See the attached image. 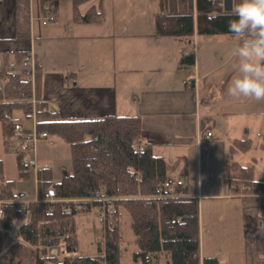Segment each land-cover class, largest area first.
<instances>
[{
	"label": "trees",
	"instance_id": "1",
	"mask_svg": "<svg viewBox=\"0 0 264 264\" xmlns=\"http://www.w3.org/2000/svg\"><path fill=\"white\" fill-rule=\"evenodd\" d=\"M57 0H40L49 5ZM77 20L94 23L100 20V6H91L84 15L79 7L92 0H71ZM155 15L157 34L188 39L197 30L199 35L226 34L234 17L219 0H158ZM239 3V0H236ZM233 3V0H232ZM18 40L30 38V0H17ZM14 62L8 54L2 57L0 73L6 80L0 87V124L2 142L13 140L11 125L20 121L15 113L32 120L33 99L39 87L38 70L35 94L29 79L22 78V58L28 52H15ZM183 65H193L192 54L182 57ZM37 99L35 118L39 132L60 138L71 149L72 169L63 168L55 181L51 167L37 170L38 200H29L28 219L23 220L15 181L4 175L0 157V202L3 210L0 227V264H120L122 219L128 216L137 250L132 257L141 264H159L167 255L166 264H219L215 257H201L200 206L196 197L184 195L161 197L159 190L172 176L175 165L141 143L142 121L138 116L105 115L98 119H66L58 112L43 113L44 101ZM39 99V100H38ZM144 149L136 152V145ZM251 140L234 139L230 157L226 159V174L237 194H264V181L255 172V165L243 166L234 155L247 152ZM20 177L27 179L30 168L17 154ZM53 199H44L46 191ZM101 191V195L96 193ZM101 198H107L102 202ZM79 199L81 209L65 212L67 200ZM99 208L104 212V250L98 256H77L78 232L76 217ZM105 208V209H104ZM264 217V203L261 204ZM15 235H11L12 232ZM58 248L60 258L51 254Z\"/></svg>",
	"mask_w": 264,
	"mask_h": 264
},
{
	"label": "crops",
	"instance_id": "2",
	"mask_svg": "<svg viewBox=\"0 0 264 264\" xmlns=\"http://www.w3.org/2000/svg\"><path fill=\"white\" fill-rule=\"evenodd\" d=\"M62 1L65 0L49 5V13L55 20L44 25L42 17L49 15L45 6L38 2L36 7L34 0H30V38L18 40L17 0H0V66L5 54L12 63L15 52L34 53L39 73L37 97V77L32 85L34 98L57 105L56 112L61 119L138 116L142 121L141 143L150 145L156 155L176 166L193 148L199 149L202 142L213 141L214 135L210 141L204 139L212 131V125L220 130L226 128L231 145L234 139H241L231 135L232 129L240 128L247 135L252 126L244 117L263 111V105L261 109L252 108L256 101L235 100L227 94L228 84L235 75L231 68L232 51L239 42L233 35L203 36L197 30L188 39L159 35L155 23L158 0L155 12L113 10L107 20L101 0L100 20L94 23L77 20L71 0L69 7L65 5L62 10ZM219 1L224 8H232V0ZM85 4L79 7V15L97 6L91 4L86 10L81 9ZM183 51L194 56L193 65L181 63ZM5 80L6 76L3 82L0 80L1 88ZM237 116L243 118L239 124L234 119ZM21 121L17 122L25 128L32 125ZM197 155L201 168L203 156L200 152ZM257 176L264 181L262 172ZM188 186L191 188L186 194L196 197L200 206L202 259L215 257L219 264H264V217L261 215L264 194L259 197L236 193L234 197L227 193L230 188L224 182L213 185L212 195H204V187H199V193H192L196 189ZM25 195L28 201L35 200ZM204 200H222L219 205L222 211L228 210L231 219L242 222L243 253L236 261L228 259L227 254L222 257L206 252L202 235L205 231L210 233L212 226L204 223L208 211ZM161 256L164 260L159 264L167 263V255Z\"/></svg>",
	"mask_w": 264,
	"mask_h": 264
},
{
	"label": "rangeland",
	"instance_id": "3",
	"mask_svg": "<svg viewBox=\"0 0 264 264\" xmlns=\"http://www.w3.org/2000/svg\"><path fill=\"white\" fill-rule=\"evenodd\" d=\"M101 0H92L81 7L86 10L91 4L100 5ZM36 7L40 0H34ZM220 2V1H219ZM104 19H110L113 10H130L136 12L158 10L157 0H102ZM62 10H65V5H70L69 0L61 2ZM232 8H225V10H231ZM50 16L43 15V19H47ZM263 105V111L261 113H255L250 118H245L250 121L251 128H249L247 135L240 128H233L231 131L232 136H238L241 139L249 138L251 140V148L244 153H238L234 155L233 160L239 162L243 166L255 165L256 175L258 172H262L264 176V102H256L252 105V108L261 109ZM15 116L21 118V122L24 125H31L32 122L23 117L21 111H17ZM236 121L238 124L243 119L241 116H237ZM238 126V125H237ZM236 126V127H237ZM212 135L214 139L212 142H202L199 149L193 148L189 156L182 159L179 164L175 166L172 173L173 178L181 177L186 185H192L194 190L199 193V187L205 188L203 190L204 195H212V187L214 184L224 182L230 189L227 190L228 194L236 197V193L228 183V177L226 174L225 160L230 157V143L226 138V128L220 130L215 126H211ZM233 137V138H234ZM54 141V145H49L47 142L42 141L38 144V164L40 167L45 165L52 168L54 180H60L62 176L63 168L68 170L72 169L71 149L70 146L64 143L60 138L51 136ZM0 142H2V125L0 124ZM18 140L13 137V140L5 146L0 144V157L3 160L4 175L7 179L15 181V191L17 194H27L29 199L38 198L37 189V169L30 168V174L27 179H23L19 174L17 151ZM6 147V148H5ZM9 148V149H7ZM9 150V151H8ZM7 151V152H6ZM200 152L203 156V162L201 168L198 166V155ZM185 173V175H182ZM222 177V179L220 178ZM170 177V178H172ZM258 177V176H257ZM211 191V192H208ZM20 192V193H18ZM37 193V194H36ZM24 194V195H25ZM27 200L26 195L23 197ZM34 200V199H33ZM222 200H204V206L208 207V211L204 216V223H210V233H207V225L204 226L205 233L204 243L206 246V252H212V254H220L222 257L227 254L228 259L240 258V254L243 253V238L242 235V222L240 220L234 221L228 214V210L224 212L221 209ZM221 216V217H220ZM76 225L78 232V249L77 256H98L104 250V236L103 224L100 219L99 208H94L90 213L79 214L76 217ZM2 226V216L0 215V227ZM11 235H15L13 231ZM121 260L120 264H137L133 260L132 254L137 250L135 243V236L130 228V219L128 216L123 217L121 227ZM209 253V254H210ZM55 257L60 258V252ZM161 261L164 259L162 256L159 258ZM221 259V261H223ZM161 264H166V261Z\"/></svg>",
	"mask_w": 264,
	"mask_h": 264
},
{
	"label": "clouds",
	"instance_id": "4",
	"mask_svg": "<svg viewBox=\"0 0 264 264\" xmlns=\"http://www.w3.org/2000/svg\"><path fill=\"white\" fill-rule=\"evenodd\" d=\"M228 31L239 42L232 51L235 75L227 94L235 100L264 102V0H233Z\"/></svg>",
	"mask_w": 264,
	"mask_h": 264
},
{
	"label": "built area",
	"instance_id": "5",
	"mask_svg": "<svg viewBox=\"0 0 264 264\" xmlns=\"http://www.w3.org/2000/svg\"><path fill=\"white\" fill-rule=\"evenodd\" d=\"M46 13H48L50 16L47 19H43V24L47 25L50 22H54L55 17L54 15H51L49 13L51 11L50 7H45L44 8ZM191 53L189 51H183L182 56H188ZM21 66H22V77L25 79H29L32 83V85L35 84L36 82V77H37V69H38V64L36 57L34 53L29 52L26 54L21 61ZM1 67V66H0ZM1 82H3L5 75H1ZM33 103V110H34V115L32 119V125L29 128H25L21 123L19 122H13L11 125V129L13 132V137L18 140V148L17 151L19 154H21L24 158V165H27L29 168H35L39 169L40 166L38 164V144L42 141L47 142L50 146L54 145V141L52 140L51 136L47 132H39L36 127V118H35V111H36V104L37 101L35 98L32 101ZM58 110L57 105L55 104H49L47 102H44V104L40 107V111L43 113H53ZM212 133L207 132L205 134V140L210 141L212 139ZM144 149V145L142 144H137L136 145V152H140ZM44 167H48L45 165ZM191 188L186 183L184 182L183 179H177V178H168L164 184L161 186L159 190V195L161 197H168V196H176V195H184L185 191ZM97 195H101V191L96 193ZM259 197H262V194H258ZM39 198H35V200H38ZM45 200L50 201L53 199L52 194L50 193L49 189L45 193ZM102 202H105L107 198H101ZM67 207L65 209V212H70L72 207H74L77 210L81 209V205H79L80 200L79 199H69L67 200ZM2 202H0V215L3 213L2 207H1ZM28 200H23L21 202V214H22V219L26 220L28 219L29 216V210H28ZM105 209V208H104ZM104 212L102 210L100 217L101 219L104 218ZM52 255L58 254L57 249H52L51 250Z\"/></svg>",
	"mask_w": 264,
	"mask_h": 264
},
{
	"label": "water",
	"instance_id": "6",
	"mask_svg": "<svg viewBox=\"0 0 264 264\" xmlns=\"http://www.w3.org/2000/svg\"><path fill=\"white\" fill-rule=\"evenodd\" d=\"M51 194H53V191L51 192ZM24 196H25L24 193H20L19 195L20 198H23Z\"/></svg>",
	"mask_w": 264,
	"mask_h": 264
}]
</instances>
